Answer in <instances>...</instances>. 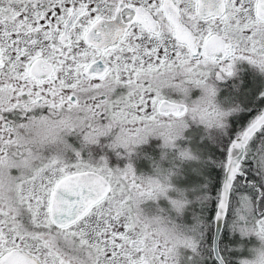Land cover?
Returning <instances> with one entry per match:
<instances>
[{
	"label": "snow or ice",
	"instance_id": "obj_1",
	"mask_svg": "<svg viewBox=\"0 0 264 264\" xmlns=\"http://www.w3.org/2000/svg\"><path fill=\"white\" fill-rule=\"evenodd\" d=\"M0 264H264V0H0Z\"/></svg>",
	"mask_w": 264,
	"mask_h": 264
},
{
	"label": "rangeland",
	"instance_id": "obj_2",
	"mask_svg": "<svg viewBox=\"0 0 264 264\" xmlns=\"http://www.w3.org/2000/svg\"><path fill=\"white\" fill-rule=\"evenodd\" d=\"M152 145L153 143L150 142L149 145L144 146L145 149H147V152H150L152 150L157 152L158 146L156 145L155 147L154 146L152 147ZM158 156L159 155H157V158H155L156 160L159 159ZM121 159L127 162L126 157H121ZM139 162L140 161H138L137 158L134 159V164L140 172H149L151 170L152 168L151 160L144 161L141 163V165ZM197 166H198V161H191L183 166L181 174L176 178V181H175L178 187H181L184 189H192L200 182V180L202 179V175L194 170L197 168ZM190 198H192L191 195H190ZM161 206H163V204Z\"/></svg>",
	"mask_w": 264,
	"mask_h": 264
},
{
	"label": "clouds",
	"instance_id": "obj_3",
	"mask_svg": "<svg viewBox=\"0 0 264 264\" xmlns=\"http://www.w3.org/2000/svg\"><path fill=\"white\" fill-rule=\"evenodd\" d=\"M155 83L160 86L162 89L167 90L168 85L172 83L167 75L157 77ZM190 96V93H189ZM190 103V101H188ZM261 241L259 239L256 240L254 244L249 245L250 248H259ZM241 259H251V257H241Z\"/></svg>",
	"mask_w": 264,
	"mask_h": 264
},
{
	"label": "flooded vegetation",
	"instance_id": "obj_4",
	"mask_svg": "<svg viewBox=\"0 0 264 264\" xmlns=\"http://www.w3.org/2000/svg\"><path fill=\"white\" fill-rule=\"evenodd\" d=\"M158 146V144H153L152 145V147L154 146ZM156 151H150V152H148V156H151L152 157V159H155V158H157V155H159L158 157H160V148L158 147L157 148V152L155 153ZM138 159V161H140V162H144V161H149V160H151L152 161V159H148L146 156H140V157H138L137 158Z\"/></svg>",
	"mask_w": 264,
	"mask_h": 264
},
{
	"label": "trees",
	"instance_id": "obj_5",
	"mask_svg": "<svg viewBox=\"0 0 264 264\" xmlns=\"http://www.w3.org/2000/svg\"><path fill=\"white\" fill-rule=\"evenodd\" d=\"M139 163H140V165H141L142 162H139Z\"/></svg>",
	"mask_w": 264,
	"mask_h": 264
}]
</instances>
